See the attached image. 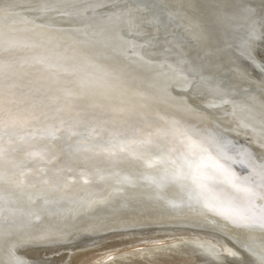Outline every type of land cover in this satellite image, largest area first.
Segmentation results:
<instances>
[{
	"label": "snow or ice",
	"instance_id": "obj_1",
	"mask_svg": "<svg viewBox=\"0 0 264 264\" xmlns=\"http://www.w3.org/2000/svg\"><path fill=\"white\" fill-rule=\"evenodd\" d=\"M166 219L264 264V0H0V264Z\"/></svg>",
	"mask_w": 264,
	"mask_h": 264
},
{
	"label": "bare ground",
	"instance_id": "obj_2",
	"mask_svg": "<svg viewBox=\"0 0 264 264\" xmlns=\"http://www.w3.org/2000/svg\"><path fill=\"white\" fill-rule=\"evenodd\" d=\"M131 2L135 3L134 1ZM160 27L161 29H163V25H160ZM172 38L179 39V29H176V35L173 36ZM145 39L147 38L146 37L140 38L139 42H143ZM159 39L160 41H162L163 36H161ZM143 51L145 52V54L148 55L153 54L152 49L145 48ZM228 91L232 99H238V95L234 90L229 89ZM189 95H191V93H189ZM211 98L212 97H208V96L200 97L198 98V103L202 107L203 102ZM206 111L213 114L216 117L227 119L228 114L231 112V106L228 104H224L217 108H208L206 109ZM228 139L235 141L237 146H244L250 148L253 151H259V149L255 147V145H250L248 143L249 138L245 137L244 135L235 136L234 134L229 133ZM234 169L240 174L246 173V170L242 169L239 164L234 165ZM78 172L79 170H77L76 173L70 174V176H75L79 178ZM80 183H82V180H80ZM189 228H195L198 230H207L211 232L214 231V232L213 234H206L195 230H189ZM111 233H118L116 234V236L120 235L122 237L129 235L131 236L135 234L141 235L147 233H154V234L162 233V234L156 235L155 237L149 236V238H154V239H147V238L136 239L135 242H137V240H141L143 241V244L133 245L132 251L127 252L126 249L125 251L127 253L106 252L103 255H99L98 257H95L93 260L90 259V262L91 261L92 262L89 264H136V263L150 264L151 258H154L153 253H157L158 255L160 254L159 255L161 256L160 258L163 259L165 257H168V254H170V256L171 254H173V256L175 255L185 256L182 257L183 259L181 258L179 259V261L182 260L183 262L180 261L179 263H173V264H239V261L241 259H251L250 257L247 256L246 253L243 252H240L236 257L229 255L228 249H232L233 251H237V249L234 247L233 242L230 239H228L225 235H223L221 232L212 230L210 228L195 226L192 225L191 222L189 221H182V220L173 221L166 219L160 223H145L143 225L133 224V225L118 226L117 230L108 231L100 235L78 236L72 243L68 245L71 246L74 245V243L82 242V240H88L92 237L97 238L99 236H104ZM67 249L68 248L60 247L55 250H48L46 256L51 260L53 257L54 258L56 257L55 259H53L52 264H64V262L66 263L65 260L68 254L66 256L62 255V252L60 250L66 251ZM28 254L32 255V253H28ZM135 257L141 259L142 262L138 259H137L138 261L136 260L135 262L134 261ZM186 259L188 260L186 261ZM153 261H156V264L166 263L161 261V259L160 260L153 259ZM157 261H160L161 263L160 262L158 263Z\"/></svg>",
	"mask_w": 264,
	"mask_h": 264
},
{
	"label": "rangeland",
	"instance_id": "obj_3",
	"mask_svg": "<svg viewBox=\"0 0 264 264\" xmlns=\"http://www.w3.org/2000/svg\"><path fill=\"white\" fill-rule=\"evenodd\" d=\"M160 234H162V233H155V234L154 233H147V234H141V235L135 234V235H131V236L129 235V236H125V237H122L120 235L119 236L113 235L107 239H104V241L102 240V241L95 243L93 245L89 244L88 247H85L84 249H79L75 253H72V254L67 253L68 255H67L66 260H65L66 263L64 262V264H85V263L89 264L92 262V261L90 262V259L93 260L95 257H98L99 255H103L106 252L127 253V252L132 251L133 245L143 244V241H141V240H137V242H139V243L135 242L136 239H140V238L141 239H146V238L147 239H154V238H149V236L155 237L156 235H160ZM164 234H166V233H164ZM179 243H181V242H179ZM174 245H176V244H174ZM170 246H173V245H170ZM159 255L157 253H153L154 258H151L150 264H154V263L156 264V261H153V259L154 260H157V259L160 260L161 259V261L166 262L165 264L179 263L180 261L183 262L182 260L179 261V259L180 258L183 259L182 257H185L184 255L173 256V254H171V256H170V254H168V257H165L163 259V258H160L161 256H159ZM155 257H157V258H155ZM137 259H138V257H135L134 261L136 262ZM174 259H176V260L178 259V260L176 261ZM132 260H133V258H132ZM138 260L141 261V259H138ZM187 260L188 259H186V261ZM157 262L159 263L160 261H157ZM138 264H140V263H138Z\"/></svg>",
	"mask_w": 264,
	"mask_h": 264
},
{
	"label": "water",
	"instance_id": "obj_4",
	"mask_svg": "<svg viewBox=\"0 0 264 264\" xmlns=\"http://www.w3.org/2000/svg\"><path fill=\"white\" fill-rule=\"evenodd\" d=\"M131 1L136 2V0H131ZM189 230H195V231L202 232V233H206V234H213V232H214V231L211 232V231H207V230H198V229H195V228H189ZM116 234H118V233H111V234H108V235L99 236L97 238H93L92 237V238H90L88 240H82V242L74 243V245H71V246L65 245V246H62V248H68V249L66 251H62V250H60V251L62 252V255H65L66 256L67 253H70V254L75 253L79 249H84L85 247H88L89 244L90 245L91 244L93 245V244L98 243V242H100V241H102L104 239L109 238L110 236H113V235L115 236ZM55 258L53 257L51 261H53V259H55Z\"/></svg>",
	"mask_w": 264,
	"mask_h": 264
}]
</instances>
